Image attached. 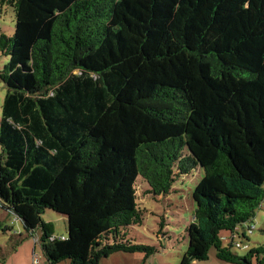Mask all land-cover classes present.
Segmentation results:
<instances>
[{"label": "trees", "instance_id": "1", "mask_svg": "<svg viewBox=\"0 0 264 264\" xmlns=\"http://www.w3.org/2000/svg\"><path fill=\"white\" fill-rule=\"evenodd\" d=\"M1 2L16 26L0 30V207L41 230L49 264L155 255L129 235L147 215L138 186L168 197L198 169L180 264L212 249L264 264V246L233 252L264 202V0Z\"/></svg>", "mask_w": 264, "mask_h": 264}, {"label": "rangeland", "instance_id": "2", "mask_svg": "<svg viewBox=\"0 0 264 264\" xmlns=\"http://www.w3.org/2000/svg\"><path fill=\"white\" fill-rule=\"evenodd\" d=\"M16 16L10 5L2 4L0 0V30L6 36L15 33ZM9 58L0 52V73ZM7 88L0 78V120ZM203 177L201 169L194 170L187 176L178 179L172 194L168 197L154 198L147 193V187L139 184L138 197L142 209H147L145 222L129 231V235L137 244L159 246L163 248L158 253L145 259L142 254L116 253L104 259L100 264H180L188 249L187 227L193 221L194 203L192 193ZM55 228V237L67 236V218L52 210H47L42 216ZM164 217L165 227L161 232L159 223ZM0 222L3 227H11L8 232H0V264H49L43 252L41 230L32 235L27 234L23 222L14 214L0 207ZM248 226L252 231L247 230ZM240 238L236 241L247 245L246 249L234 248L233 252L244 256L249 250L264 246V202L256 212L254 222L245 225L239 231ZM161 233V234H160ZM245 233L248 239L243 238ZM229 238L231 234H226ZM168 237V238H167ZM59 264H71L64 261ZM192 264H230L217 258L216 250L212 249L207 261H194Z\"/></svg>", "mask_w": 264, "mask_h": 264}, {"label": "built area", "instance_id": "3", "mask_svg": "<svg viewBox=\"0 0 264 264\" xmlns=\"http://www.w3.org/2000/svg\"><path fill=\"white\" fill-rule=\"evenodd\" d=\"M236 246L239 247V244H237Z\"/></svg>", "mask_w": 264, "mask_h": 264}]
</instances>
